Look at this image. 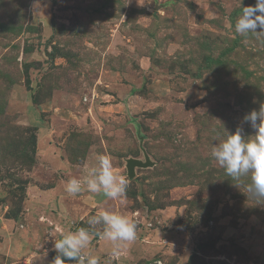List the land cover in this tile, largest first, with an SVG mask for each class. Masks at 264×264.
I'll use <instances>...</instances> for the list:
<instances>
[{
    "label": "rangeland",
    "instance_id": "obj_1",
    "mask_svg": "<svg viewBox=\"0 0 264 264\" xmlns=\"http://www.w3.org/2000/svg\"><path fill=\"white\" fill-rule=\"evenodd\" d=\"M255 3L0 0V264H54L100 209L137 224L115 254L93 236L100 264H264V205L211 156L264 104V41L234 30ZM101 155L123 202L69 196Z\"/></svg>",
    "mask_w": 264,
    "mask_h": 264
},
{
    "label": "clouds",
    "instance_id": "obj_2",
    "mask_svg": "<svg viewBox=\"0 0 264 264\" xmlns=\"http://www.w3.org/2000/svg\"><path fill=\"white\" fill-rule=\"evenodd\" d=\"M234 30L238 35H252L264 41V0L241 8ZM243 122L250 124L255 134L246 136L243 127L238 126L218 143L213 141L211 156L237 187H243L248 198L256 205H264V104L258 111L245 114ZM128 183L124 175L114 171L110 158L101 155L97 166L87 168L82 178H71L64 190L73 197L85 190L96 194L102 192L109 199L123 202ZM87 225L65 231L55 239L54 264H100V257L90 248L93 236L99 235L111 242L115 254L122 242L133 241L137 235L136 222L115 211L100 209L87 219ZM97 226H102V232L95 231Z\"/></svg>",
    "mask_w": 264,
    "mask_h": 264
},
{
    "label": "water",
    "instance_id": "obj_3",
    "mask_svg": "<svg viewBox=\"0 0 264 264\" xmlns=\"http://www.w3.org/2000/svg\"><path fill=\"white\" fill-rule=\"evenodd\" d=\"M154 165L148 155L145 156V161L138 158H129L127 162L128 174L130 178L136 175V167L145 168Z\"/></svg>",
    "mask_w": 264,
    "mask_h": 264
}]
</instances>
